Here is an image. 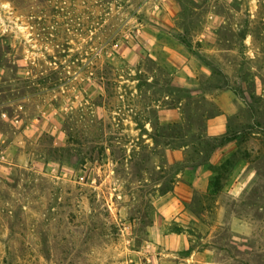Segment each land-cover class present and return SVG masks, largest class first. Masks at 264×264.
<instances>
[{
    "label": "rangeland",
    "instance_id": "374dc122",
    "mask_svg": "<svg viewBox=\"0 0 264 264\" xmlns=\"http://www.w3.org/2000/svg\"><path fill=\"white\" fill-rule=\"evenodd\" d=\"M0 264H264V0H0Z\"/></svg>",
    "mask_w": 264,
    "mask_h": 264
},
{
    "label": "trees",
    "instance_id": "16d2710c",
    "mask_svg": "<svg viewBox=\"0 0 264 264\" xmlns=\"http://www.w3.org/2000/svg\"><path fill=\"white\" fill-rule=\"evenodd\" d=\"M153 125V123H152ZM158 127L157 129H161L163 132L161 135H159V138H174V141H163L162 143L165 144L166 147L173 146L175 144V139H180L183 140L185 137L190 138V143L194 145L195 149H198V146L201 148L199 152L201 154H204L205 152L207 153L206 158L204 159V163H208L211 154L221 146H224L228 142H231L233 140H236V137H232L229 135V133H226L225 135H222L220 137H212L209 135H204L201 132H198V134L191 133V130H187V128L184 125L181 124H173V125H160V123L157 124ZM156 129V130H157ZM191 134V135H189ZM159 138L156 136L154 137L155 143L158 145L161 141H159ZM185 142V141H183ZM189 145V144H188ZM197 145V147H196ZM237 157V153L233 154L232 159L226 160L217 170V175L214 177L211 188L214 189L215 191H218L222 188V181L224 180V176L228 173H230V168L233 163V159ZM169 190L168 192H170Z\"/></svg>",
    "mask_w": 264,
    "mask_h": 264
},
{
    "label": "crops",
    "instance_id": "0c3cea01",
    "mask_svg": "<svg viewBox=\"0 0 264 264\" xmlns=\"http://www.w3.org/2000/svg\"><path fill=\"white\" fill-rule=\"evenodd\" d=\"M229 98H231L229 93H224L222 96H220L218 98V104H219L220 109H221V114L208 121L207 132L210 136L216 137V136H221V135L225 134L226 126H227V118L236 112V106L231 101V99H230V102H228V103L225 100V99L229 100ZM223 150H225L223 147L218 149V151L215 152L216 155L218 154V152H223ZM171 154H173V152L169 153V157L171 156ZM226 154H227V151H226ZM215 156L212 159L213 163L219 162V160L214 161ZM222 156H225V154L223 155V153H222ZM221 158H220V160H221ZM196 172L202 178L205 177V173H204L203 169H198ZM193 184L195 185V182H193ZM186 187L187 186H185L183 184H178L175 186L174 191L172 192V194L174 195L173 197L176 200V202H178V204L181 203L182 200L185 202L187 201V199L182 197L183 193H185V192L187 193L189 191V188H186ZM188 199H189V197H188Z\"/></svg>",
    "mask_w": 264,
    "mask_h": 264
}]
</instances>
